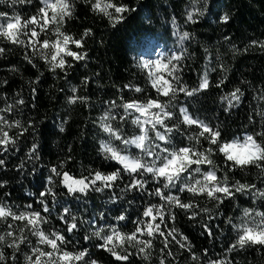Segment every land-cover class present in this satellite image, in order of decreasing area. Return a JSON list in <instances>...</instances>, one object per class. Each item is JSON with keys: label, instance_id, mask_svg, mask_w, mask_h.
Wrapping results in <instances>:
<instances>
[{"label": "trees", "instance_id": "1", "mask_svg": "<svg viewBox=\"0 0 264 264\" xmlns=\"http://www.w3.org/2000/svg\"><path fill=\"white\" fill-rule=\"evenodd\" d=\"M105 2L122 4L129 9L121 14L124 18L115 26L108 16L93 10L87 0H74L73 15L61 23L60 30L83 42L81 48L69 43V49L87 55L84 60L65 56L64 70H53L31 48L0 38V47L6 49L0 56V116L9 123L20 121L27 128V131L10 129V135L17 131H21V135L15 148L9 147L8 152L0 153V159L5 161L0 166V182H4L0 187V200L17 213L40 212L47 218V223L41 225L45 232H59L66 237L64 251L87 252L83 261H73L72 264H88L93 260L98 264H123L99 247L103 241L93 232L100 228L107 232L110 226H117L122 232L130 233L135 221L148 219L142 216L146 207L165 205L164 200L153 194L160 189L197 205L191 210L198 213L195 219L191 218V212L186 213L172 205L176 219L168 225L177 230L178 240L182 236L187 237L185 243L191 246V252L173 242L169 246L172 254L165 256L157 238L149 250V260H143L135 254L134 248L128 247L132 253L131 264H160L161 259L165 264H210L211 261L217 264L221 261L226 264H264V246L232 248L244 210L264 212V199L257 198L254 192L236 193L232 200L217 205L216 201L204 196L191 197L190 193L178 191L180 185L163 189L162 180H153L151 174L143 177L147 180V191H124L129 176L122 172L124 178L112 188L102 192L89 190L87 195L71 194L62 185L61 177L51 172L56 168L74 178L90 179L96 171L107 174L121 167L108 158L102 144H110L122 150V154L132 155L139 149L115 140L104 131L103 125L110 124L129 140L142 134L132 123L139 113L128 115L122 107L132 100L143 102L146 98H155L168 104L167 110L173 116L166 120V124L174 129L171 146L175 149L191 146L194 142L189 137L198 131L193 126L179 123L182 120L179 104L185 105L193 117L218 130L221 144L243 141L248 135L257 138V142L264 140L259 136L264 132V48L260 46L264 43V0ZM39 6L40 0L15 6L0 3V12L8 13L9 17L18 14L26 18L35 15ZM109 12L113 17L118 15L114 9H109ZM188 14L193 15L192 21L187 19ZM225 14L229 16L227 22L222 19ZM86 31H90L89 36L83 35ZM185 32L189 35L182 39ZM47 37L54 42L57 35L51 31ZM40 38H45V34L41 33ZM158 49L164 50L162 58L158 56ZM181 54L176 73L179 86L196 87L207 73L208 89L191 97L177 92L175 99L171 100L158 96L151 86L150 69L142 68L141 64L157 60L167 63L172 56ZM160 74L169 79L163 69ZM135 87L143 91L137 93ZM236 89L240 90L237 93L239 101L231 96ZM73 97L79 98L76 103L70 102ZM20 100L24 103H18ZM9 106L11 111H3ZM152 143L160 144L161 148L164 146V142L155 139ZM34 145L37 150L32 153ZM209 147L213 149L211 158L219 177L227 174L230 185L240 181L254 184L256 189L264 191V175L259 169L249 165L244 169L229 170L231 162L226 161L223 153L216 151V145H210L201 137L197 149L203 151ZM203 168L208 169L209 166L204 165ZM193 177L202 178L196 173L191 174V179ZM97 186H100L99 182ZM49 188L55 195H42ZM42 200L47 204L48 212L43 211ZM65 208L68 209L67 214ZM167 208L165 205L166 211ZM120 215L127 219L118 221L116 218ZM61 216H65L69 223V218L74 216L78 228L68 232V224L60 219ZM23 223L0 221V235ZM205 223L213 229L212 236L203 227ZM9 224L13 227L9 228ZM25 235L28 243L21 244L19 251L7 246L10 238L6 237L0 244L5 255V261H0V264H27L25 257L33 256V247L50 250L47 245L39 244L38 238L30 232L26 231ZM193 256L198 259H193Z\"/></svg>", "mask_w": 264, "mask_h": 264}, {"label": "snow or ice", "instance_id": "2", "mask_svg": "<svg viewBox=\"0 0 264 264\" xmlns=\"http://www.w3.org/2000/svg\"><path fill=\"white\" fill-rule=\"evenodd\" d=\"M87 2L91 4L93 10H98L108 16L113 26L124 18L121 14L129 11L127 6L105 2V0H87ZM0 3H10L15 6L17 3L31 4L32 0H0ZM109 9H114V12L118 15L113 17ZM73 12L74 0H40V6L37 7L36 14L26 18H22L18 14L9 17L8 13L0 12V18H2V22H0V38L12 44L31 48L33 53H38L40 58L47 61L53 70L56 68L64 70L66 64L65 56L72 57L75 60H84L87 55L86 53H77L69 49V43L81 48L83 42L81 39L72 38L60 30L61 23L66 18H71ZM200 14L202 15L203 13L201 12ZM187 19L192 21L193 15L188 14ZM222 19L227 22L229 16L225 14ZM51 31H55L57 37H60L52 43L47 37V33ZM41 33L45 34V38H40ZM83 35L89 36L90 31H86ZM188 35L189 33L187 32L183 33L182 39L187 38ZM260 46L264 48V43H261ZM5 52L6 49L0 47V56L4 55ZM181 59L182 54L172 56L167 63L157 60L141 64L142 68L150 69L148 74L151 86L156 90L158 96L169 97L171 100L175 99L177 92H183L186 96L191 97L202 90L208 89L209 80L207 73H205L203 79L196 87L189 89L179 86V76L176 73L179 71L177 63ZM29 63H31L30 59ZM68 67H71V64H68ZM162 69L167 72L169 79H165L160 74ZM134 91L140 93L143 90L140 87H135ZM239 92L240 90L236 89L231 94L232 99L239 101L240 96L237 95ZM77 99L79 98L73 97L70 102L76 103ZM18 103L22 104L24 101L20 100ZM229 106H231V100L229 101ZM122 107L128 115L139 113L132 123L137 125L138 131L142 132V134L129 140L123 138L110 124L103 125L104 131L126 146L129 144L135 145L136 148L141 150L144 158L152 157V159L146 162L142 157L134 158L130 155H124L122 150L105 143L103 151L108 154L109 159L116 161L121 166L111 173L105 174L96 171L89 179L87 177L74 178L66 171H58L56 168L51 169L52 173L61 177L62 185L69 193L87 195L89 190L102 192L106 188H112L117 181L122 180L124 177L121 173L124 172L129 176V183L124 186V191H147V180L143 177L151 174L153 180H162L163 189H171L180 185L178 191L190 193L191 197L204 196L216 201L217 205L224 203L225 200H232L236 193L254 192L257 198L264 199V191L256 189L254 184L235 181L230 185L227 174L219 177L217 175L218 169L211 158L213 152L211 147L205 148L203 151L197 149L200 138L203 137L210 145H216V151L223 153L226 161L231 162L228 165L229 170L233 168L244 169L251 165L259 169L261 175H264V140L257 142V138L248 135L243 142L234 140L232 143L221 144L218 130L193 117L186 108H180L182 120L179 123L193 126L198 131L195 136L189 137V140L194 142L191 146L180 147L170 151L171 133L174 129L166 124V120H170L173 116V113L167 110V103L155 98H146L143 102L132 100L122 104ZM11 110L12 108L9 106L3 111ZM12 128L27 131V128H24L20 121L9 123L3 116H0V153L8 152L9 147H16L17 138L21 135V131L10 135L9 130ZM259 136L264 137V132L260 133ZM153 139L164 142V146L161 148L160 144L152 143ZM36 150L37 147L34 145L31 152L35 153ZM4 164L5 161L0 159V166ZM204 165H208L209 168L204 169ZM192 173L200 174L202 178L195 179L193 177L190 179L189 177ZM49 181L51 182V178H49ZM98 182L100 186H97ZM3 186L4 182H0V187ZM153 194L165 201V205L168 206L167 211L165 210V205L146 207L142 216L148 219L135 221L134 228L130 233L122 232L117 226H110L107 232H105L104 228L93 232L94 236L103 241L99 247L109 252L116 261L123 262V264H131L130 257L132 253L128 251V247L134 248L135 254L140 255L143 260H149V250L153 248V241L157 238L160 239L161 251L164 252L165 256L172 254L169 246L173 242L178 244L180 248H187L191 252V246L185 243L187 237L182 236L178 240L177 230L174 227L169 228L168 225L169 222H174L176 219L171 208L172 205L186 213L191 212V218L193 219L198 213L191 210L197 205L190 202V200H181L179 196L169 195L160 189H156ZM42 195L54 196L55 194L49 188ZM41 204L43 211L48 212L47 204L43 200ZM64 211L66 214L68 213L67 208ZM203 211L208 210L203 209ZM60 219L65 220L68 224V232H73L78 228V222L74 216L69 218L71 220L70 223L65 219V216H61ZM116 219L125 221L127 217L120 215ZM8 220L24 223L13 231L0 235V244L5 241L6 237L10 238V243L7 246L19 251L21 244L28 243L25 235V232L28 231L38 238L39 244L47 245L50 248V250H46L40 247H33V256L25 257L27 264H72L73 261H83L87 255L86 251L77 253L64 251L63 245L67 243L66 237L59 232H45L41 225L47 223V218L43 217L40 212L25 211L17 213L13 211L12 207L6 205L3 200H0V221ZM228 222L231 224V219ZM8 227L12 228L13 226L9 224ZM203 227L207 230L209 236L213 235V229L207 223ZM237 229V239L235 244L232 245L233 249L244 248L248 245L264 246V212L245 209ZM192 258L198 259L196 256ZM12 259H15V257L13 256ZM0 261H5V255L2 250H0ZM88 264H97V262L93 260L89 261ZM160 264H165V261L161 259ZM210 264H217V262L211 261ZM220 264H226V262L221 261Z\"/></svg>", "mask_w": 264, "mask_h": 264}, {"label": "rangeland", "instance_id": "3", "mask_svg": "<svg viewBox=\"0 0 264 264\" xmlns=\"http://www.w3.org/2000/svg\"><path fill=\"white\" fill-rule=\"evenodd\" d=\"M60 37H57L56 39H59ZM50 43H52V42H50ZM69 46V45H68ZM158 51V56H159V58H162L163 56H164V50L163 49H158L157 50ZM62 55H64L63 53H62ZM162 75V74H161ZM178 108H179V110H180V108H186V106L185 105H183V104H179V106H178ZM187 109V108H186ZM241 142H243V141H241ZM170 151H172V150H175V148L174 147H170V149H169ZM124 155H130V156H133L134 158L135 157H142V158H144L143 157V154H142V152H141V150L139 149L138 151H136V152H134L132 155L131 154H126V153H124ZM145 160H146V162L147 161H150L151 159H152V157H146V158H144ZM190 179H191V176L189 177ZM98 264V263H97Z\"/></svg>", "mask_w": 264, "mask_h": 264}, {"label": "clouds", "instance_id": "4", "mask_svg": "<svg viewBox=\"0 0 264 264\" xmlns=\"http://www.w3.org/2000/svg\"><path fill=\"white\" fill-rule=\"evenodd\" d=\"M105 144H102V147H104Z\"/></svg>", "mask_w": 264, "mask_h": 264}]
</instances>
